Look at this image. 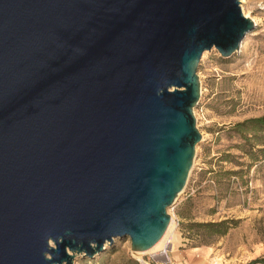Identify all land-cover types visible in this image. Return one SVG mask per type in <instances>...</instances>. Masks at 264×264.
<instances>
[{
    "label": "water",
    "instance_id": "1",
    "mask_svg": "<svg viewBox=\"0 0 264 264\" xmlns=\"http://www.w3.org/2000/svg\"><path fill=\"white\" fill-rule=\"evenodd\" d=\"M240 0H0V264H74L165 234L201 140L197 67Z\"/></svg>",
    "mask_w": 264,
    "mask_h": 264
},
{
    "label": "rangeland",
    "instance_id": "2",
    "mask_svg": "<svg viewBox=\"0 0 264 264\" xmlns=\"http://www.w3.org/2000/svg\"><path fill=\"white\" fill-rule=\"evenodd\" d=\"M240 6L256 28L228 59L215 49L200 59L201 96L193 114L201 140L186 185L167 209L174 227L166 246L170 242L172 248L141 254L147 264H246L264 258V160L247 167L250 160L235 148L240 139L231 130L236 123L264 116V0H244ZM224 154L240 156L236 161L243 165L219 161ZM229 171L242 175L222 176ZM227 219L238 221L236 227L208 245L198 244L186 232L191 223ZM114 242L94 258H74V264H143L131 250L130 239ZM162 249L165 261L157 256Z\"/></svg>",
    "mask_w": 264,
    "mask_h": 264
},
{
    "label": "trees",
    "instance_id": "3",
    "mask_svg": "<svg viewBox=\"0 0 264 264\" xmlns=\"http://www.w3.org/2000/svg\"><path fill=\"white\" fill-rule=\"evenodd\" d=\"M240 139V143L235 145L241 157H246L250 160V167L258 161L264 160V116L259 118H251L233 125L232 129ZM256 146L261 148L255 149ZM240 156L224 154L218 160L226 163L236 164L241 167L243 164L237 162L236 159ZM213 173V171H211ZM241 171L224 172L222 176H241ZM238 221L227 219L219 222H199L191 223L186 227V232L190 239H196L198 244L208 245L216 239L226 236L229 231L236 227ZM134 264H139L137 260H133ZM264 264V258H256L246 264L254 263Z\"/></svg>",
    "mask_w": 264,
    "mask_h": 264
},
{
    "label": "bare ground",
    "instance_id": "4",
    "mask_svg": "<svg viewBox=\"0 0 264 264\" xmlns=\"http://www.w3.org/2000/svg\"><path fill=\"white\" fill-rule=\"evenodd\" d=\"M240 2L243 3L244 0H240ZM243 13H244V12H243ZM244 16H245V17H248V15H247L246 13H244ZM253 22H254L255 25L257 24L256 21H253ZM173 227H174V225H173V222H172V218H170V223H169V225H168V228H167L165 234L162 236L161 239L158 240V242H157L153 247H151L150 249H148V250H146V251H134V253L138 255V259H140V260L142 261L143 264H147V262H145L143 259H141V257H140L141 254H143V253H145V252L154 251V250L158 249V248L161 247V246H163V247H167V249L172 248V244H171L170 242H168V244H167V246H166V239H167V237L169 236L170 232L172 231ZM168 239H169V238H168ZM168 239H167V240H168ZM164 243H165V244H164ZM168 245H169V246H168ZM160 250H161V249H160ZM164 251H165V250L162 249V252H160V254L157 253V254H158L157 256H158V258H159L160 260H164V261H165V259L167 258V254H166ZM132 254H133V253H132ZM155 257H156V255H155ZM155 257H154V258H155Z\"/></svg>",
    "mask_w": 264,
    "mask_h": 264
}]
</instances>
